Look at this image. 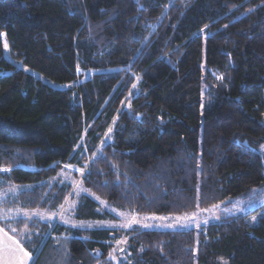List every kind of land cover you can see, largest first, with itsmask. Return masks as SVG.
Masks as SVG:
<instances>
[{"label":"trees","instance_id":"16d2710c","mask_svg":"<svg viewBox=\"0 0 264 264\" xmlns=\"http://www.w3.org/2000/svg\"><path fill=\"white\" fill-rule=\"evenodd\" d=\"M263 96L264 0H0V189L31 187L13 208L65 205L73 187L50 182L108 132L81 181L115 209L247 198L264 188ZM250 216L189 232L0 226L33 264H115L124 238L128 264H264V216ZM76 217L110 215L83 197Z\"/></svg>","mask_w":264,"mask_h":264},{"label":"rangeland","instance_id":"374dc122","mask_svg":"<svg viewBox=\"0 0 264 264\" xmlns=\"http://www.w3.org/2000/svg\"><path fill=\"white\" fill-rule=\"evenodd\" d=\"M91 75L92 73L89 74V76ZM262 122L264 123V114ZM108 134L109 135L102 140L100 147L89 161L84 162V169L63 165V169L59 176L50 182V184H69L73 187L72 193L70 197H68L65 205L53 212L26 210L20 206L13 208L12 198H15L18 194L25 191V189L31 187L26 188L11 185L5 189H0V221H11V223H15L19 219L24 218L29 222L39 220L40 222L49 223L52 228L59 224L72 229L118 230L127 233L133 228L144 231L189 232L221 223L227 218H236L246 215H251L250 224L251 226H255L258 224L260 218L264 216V188L255 191L247 198L228 201L227 203L217 205L218 207H211L205 210H198L191 214L177 216L139 215L130 210H119L109 206L101 198L87 190L81 181L89 165L101 154L103 146L106 142L111 141L110 132H108ZM83 149L84 142L82 141L78 150ZM258 153L264 158V146L258 150ZM83 197L93 199L98 204L100 213L110 215L109 220L98 222L78 220L76 211ZM191 217H194V219ZM127 240V238H124L115 243L114 254L112 256V260L115 264L132 263V256L129 252ZM221 264H227V262L221 260Z\"/></svg>","mask_w":264,"mask_h":264},{"label":"crops","instance_id":"0c3cea01","mask_svg":"<svg viewBox=\"0 0 264 264\" xmlns=\"http://www.w3.org/2000/svg\"><path fill=\"white\" fill-rule=\"evenodd\" d=\"M6 234V235H5ZM17 241L0 226V264H33L34 258ZM20 247L29 255L25 256Z\"/></svg>","mask_w":264,"mask_h":264},{"label":"snow or ice","instance_id":"6c2138e0","mask_svg":"<svg viewBox=\"0 0 264 264\" xmlns=\"http://www.w3.org/2000/svg\"><path fill=\"white\" fill-rule=\"evenodd\" d=\"M5 47H7V46L5 45ZM214 207H218V206H214ZM191 218L194 219V217H191ZM205 222H206V221H205ZM13 231H15V230H13ZM5 235H6V234H5ZM121 242H123V241H121ZM15 243H16L17 246L19 247V242H18V241H15ZM121 250H122V249H121ZM20 251L23 252L25 256H28V255H29L26 251H24V249H23L22 247H20ZM21 264H22V262H21Z\"/></svg>","mask_w":264,"mask_h":264}]
</instances>
